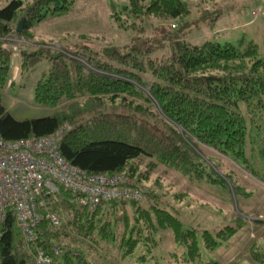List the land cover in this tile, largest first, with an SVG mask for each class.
Wrapping results in <instances>:
<instances>
[{
    "label": "trees",
    "instance_id": "trees-1",
    "mask_svg": "<svg viewBox=\"0 0 264 264\" xmlns=\"http://www.w3.org/2000/svg\"><path fill=\"white\" fill-rule=\"evenodd\" d=\"M72 2L32 0L24 8L23 0H10L0 8V88L10 54L5 37L20 36L33 22L66 12ZM109 13L119 27L137 32L124 52L107 46L101 54L108 58H100L91 50L21 51L23 66L41 56L49 59L33 96L35 102L58 109L17 120L0 99V136H42L67 125L57 140L59 153L89 173L119 174L137 184L161 166V173L173 169L189 181L247 194L232 172L214 170L219 164L204 154L205 146L264 184V57L258 55L257 44L243 35L233 42L207 38L190 43L181 30L183 22L177 29L161 24L150 36L143 34L145 18L182 19L188 13L183 0H126L120 6L111 1ZM19 17H24L23 29L17 32ZM157 50L161 54L153 56ZM141 189L148 202L150 191ZM41 197L31 241L25 240L12 211L0 221V264H36L37 247L51 257L47 264H97L89 254L99 250H114L124 258L139 244L155 246L158 228H169L183 246V262L219 264L202 260L201 250L221 246L245 222L234 216L218 228L199 229L152 198L146 204L141 198L102 199L89 208L77 191L62 184ZM46 211L57 215L56 225L43 216ZM253 222L264 224L257 218ZM249 256L264 264V251L255 244Z\"/></svg>",
    "mask_w": 264,
    "mask_h": 264
},
{
    "label": "rangeland",
    "instance_id": "rangeland-1",
    "mask_svg": "<svg viewBox=\"0 0 264 264\" xmlns=\"http://www.w3.org/2000/svg\"><path fill=\"white\" fill-rule=\"evenodd\" d=\"M9 1L0 0V8ZM111 1L120 6L126 0H73L66 12L48 15L27 28L22 27L20 36L13 34L5 37V48L10 54L7 79L0 88V99L13 118L21 120L42 117L58 109V106L35 102L33 96L36 81L49 69V59L41 56L30 65L23 66L22 50L41 48L45 54H54L63 48L82 52L91 50L98 52L100 58H108V54H101L107 46H115L124 52L137 32L135 29L119 27L113 21L109 13ZM183 1L188 13L182 19L167 21L155 17L145 18L143 34L150 36L161 24L169 27L175 25L177 29L183 22L186 26L180 28L190 43H201L207 38L220 43L233 42L243 35L257 44L258 55L264 57V0ZM31 2L23 0L22 7ZM161 52L157 50L153 56H159ZM144 78L149 79L150 75L145 73ZM65 127L67 125L57 129L59 134ZM202 147L204 154L219 164L214 170L219 174L232 172L233 179L247 194L234 195L226 189L202 181H189L173 169L161 173V166L137 184L129 179L141 192V188L150 191L148 202L151 198L156 200L158 205L175 212L186 225L212 230L230 223L234 216H240L245 221L243 226L221 246L212 250L202 249L201 258L215 259L219 264H261L249 256V249L255 244L259 250L264 251V224L253 222L256 218L264 220V184L228 158ZM143 194L140 200L146 204L148 202ZM155 236V246L146 249L139 244L133 253L124 258L117 257L114 250L109 253L93 251L89 255L97 264H190L181 260L183 246L174 241L169 228H158Z\"/></svg>",
    "mask_w": 264,
    "mask_h": 264
},
{
    "label": "built area",
    "instance_id": "built-area-1",
    "mask_svg": "<svg viewBox=\"0 0 264 264\" xmlns=\"http://www.w3.org/2000/svg\"><path fill=\"white\" fill-rule=\"evenodd\" d=\"M59 136V130L14 140L0 136V221L12 211L26 241L36 236L42 193L54 191L57 184L77 191L89 208L102 199L141 198L140 189L123 175L89 173L69 164L59 153ZM43 216L54 225L59 222L52 211ZM34 259L36 264H47L51 257L37 247Z\"/></svg>",
    "mask_w": 264,
    "mask_h": 264
},
{
    "label": "water",
    "instance_id": "water-1",
    "mask_svg": "<svg viewBox=\"0 0 264 264\" xmlns=\"http://www.w3.org/2000/svg\"><path fill=\"white\" fill-rule=\"evenodd\" d=\"M24 17H20L16 23V31L20 32L22 29V24H23Z\"/></svg>",
    "mask_w": 264,
    "mask_h": 264
}]
</instances>
